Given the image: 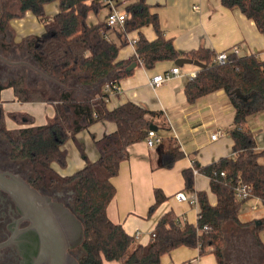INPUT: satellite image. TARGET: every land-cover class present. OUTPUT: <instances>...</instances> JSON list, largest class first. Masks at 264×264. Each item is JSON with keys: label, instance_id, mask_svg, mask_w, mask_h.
Masks as SVG:
<instances>
[{"label": "trees", "instance_id": "1", "mask_svg": "<svg viewBox=\"0 0 264 264\" xmlns=\"http://www.w3.org/2000/svg\"><path fill=\"white\" fill-rule=\"evenodd\" d=\"M52 1L55 0H0V35L4 41L10 35L16 43L9 22L24 16L26 11L42 22L41 36L27 35L17 43L42 72L63 87L56 95L47 77L37 79L34 84H29L21 74L0 80V91L12 87L19 101L55 102V113L46 123L27 127L9 128L0 107V138L7 143L8 159L26 171V181L32 187L69 190V205L83 223V240L76 248L78 264H103L104 260L160 264V257L178 246L198 247L200 252L208 249L216 264H229L226 258L229 239L245 229L253 236L264 264V244L257 233L264 220L256 226L252 221H241L243 200L236 199L233 189L240 180L250 186L251 196L264 202V150H257L253 133L245 126L250 115L264 111V60L254 54L239 56L229 51L226 61L216 64L212 61L213 52L207 48L180 53L172 38L164 36L150 4L146 0H127L124 30L118 34L151 24L156 37L148 40L139 32L135 45L137 57L120 61L117 55L122 43L107 36L109 28L105 22L87 23L88 13L98 14L104 6L99 0H56L58 11L48 16L44 5ZM220 3L238 9L264 33V0H220ZM180 55L206 64L184 85L188 102L223 89L233 104V127L229 131L232 155L205 166L193 164L194 169L209 178L210 190L216 196V202L210 204L205 191L196 192L199 211L195 224L179 221L173 211H166L157 220L150 241L140 244L106 213L115 193L110 178L117 174L120 161L127 158V146L146 136L158 112L132 101L109 110L105 106L107 92H101L98 87L114 84L128 75L130 70L126 68L132 62L140 60L146 68H152L158 61L175 60ZM77 85L90 89L93 95L75 96ZM235 89L247 96L246 102L236 98L232 93ZM9 115L17 124L31 122L20 112ZM100 119L113 121L116 129L94 141L98 158L87 161L70 175L56 173L51 163L65 165V152L61 148L64 141ZM182 156L177 142L170 141L160 153L159 165L169 168ZM182 174L185 188L192 190V169H184ZM154 197L150 210L165 199L158 188L154 189Z\"/></svg>", "mask_w": 264, "mask_h": 264}, {"label": "crops", "instance_id": "2", "mask_svg": "<svg viewBox=\"0 0 264 264\" xmlns=\"http://www.w3.org/2000/svg\"><path fill=\"white\" fill-rule=\"evenodd\" d=\"M146 2L150 4L151 10L157 13L164 36L172 38L180 53L199 47L207 48L213 52V60L216 53L236 48L235 53L239 56L254 54L264 60V33L257 29L253 20L236 8L223 6L220 0ZM44 10L52 16L58 11V2L55 0L46 3ZM9 25L16 42L27 35L41 36L44 33L42 22L30 11H26L22 17L11 19ZM118 31L116 28L108 29L107 36L122 43L117 55V60L120 61H127L135 54L136 48L130 40L137 38L139 32L148 40L156 37L151 24L127 32L126 36L119 35ZM175 65L179 67L178 73L172 74L158 86L150 84L153 75L169 72ZM28 67L32 68L30 65ZM197 70L198 67L192 63L179 66L174 60L158 61L152 68L135 62L130 73L114 83V89L107 91L105 106L109 110L132 101L150 111L158 112L152 120L157 132L162 135L161 141L153 147H148L143 138L128 145L127 158L120 161L117 174L110 178L115 193L106 213L111 221L121 224L128 234L133 235L138 231V237L135 239L137 243L146 244L150 241L157 220L166 211H173L179 221L195 224L199 211L198 202L195 204L178 200L174 195L176 192L181 191L189 195L205 191L208 202H216V196L210 190L209 178L194 169L193 164L205 166L232 155V138L229 131L233 127L234 107L223 89L208 92L195 101L188 102L184 85ZM29 77L28 75V83L34 84ZM47 80L49 87L57 95L63 87L56 80ZM98 88L101 92H106L105 84ZM74 91L77 97L93 95V91L81 85H77ZM0 107L9 128L42 125L55 113L54 101H19L15 98L12 87L0 91ZM18 112L27 115L31 122H14L9 114ZM158 125L163 127L159 128ZM245 126L253 133L257 150H264L260 148L264 143V111L250 115ZM115 129L116 124L106 119L91 123L67 138L61 145L65 152V165L60 166L53 161L51 167L60 176H65L81 169L87 161H95L99 152L94 141ZM215 131H219L221 135L212 140L210 134ZM170 141L177 142L183 156L171 167H161L160 153ZM189 168L193 173L192 190L185 188L182 174L184 169ZM155 188L162 191L165 199L150 210L155 201ZM243 202L251 210H256L259 203L264 205V202L255 196ZM263 207L259 213H255L246 221H252L255 226L261 223L264 220ZM257 233L264 244V224ZM226 258L229 264H262L261 253L253 236L246 229L230 237ZM103 264L121 262L104 260ZM160 264H216V260L208 249L200 252L198 247L178 246L163 254Z\"/></svg>", "mask_w": 264, "mask_h": 264}, {"label": "flooded vegetation", "instance_id": "3", "mask_svg": "<svg viewBox=\"0 0 264 264\" xmlns=\"http://www.w3.org/2000/svg\"><path fill=\"white\" fill-rule=\"evenodd\" d=\"M0 35V80L15 75H29L25 48L11 41V36L3 40ZM12 42V44H11ZM9 43V44H8ZM3 44L7 46H3ZM4 72V78L1 73ZM0 173L5 177L18 176L26 181V171L8 159L7 143L0 138ZM27 182V181H26ZM40 194L69 208L70 193L67 188L34 187ZM77 247L67 249L64 264H74ZM53 256V259L51 258ZM44 253L40 246V236L12 196L0 187V264H54V254Z\"/></svg>", "mask_w": 264, "mask_h": 264}, {"label": "water", "instance_id": "4", "mask_svg": "<svg viewBox=\"0 0 264 264\" xmlns=\"http://www.w3.org/2000/svg\"><path fill=\"white\" fill-rule=\"evenodd\" d=\"M174 63L179 66L192 63L198 68L206 66L198 59L185 56L176 58ZM134 65L135 62H132L126 69L130 70ZM31 67L48 79L55 80L42 72L35 64ZM232 93L242 102H246L247 96L238 89H235ZM150 128L157 129L154 124H151ZM0 187L12 196L21 211L30 220L33 228L37 230L42 251L49 253L50 257L54 254V264H64L67 249L79 246L83 240L81 217L71 207L70 209L66 208L62 204L52 201L50 197L40 194L21 177L14 175L5 177L0 173ZM51 258L53 259V256ZM74 262V264H78V260Z\"/></svg>", "mask_w": 264, "mask_h": 264}, {"label": "built area", "instance_id": "5", "mask_svg": "<svg viewBox=\"0 0 264 264\" xmlns=\"http://www.w3.org/2000/svg\"><path fill=\"white\" fill-rule=\"evenodd\" d=\"M106 8H107V15H106V19H105V24L109 29H118V30H124V21L126 19L127 13L124 9V5L127 3V0H99ZM106 35V34H105ZM127 35V32H124V36ZM130 43L135 46L136 45V38H132L130 40ZM232 52H236V48H232L231 50ZM229 51H222V52H218L214 55L213 57V63L216 64H221L224 63L227 59L228 53ZM135 57H137L136 55V50H135ZM139 63H141V61L139 60ZM179 72V67L178 66H173L169 72H165V73H159V74H155L150 78V84L152 86H158L160 84H162L165 80H167L172 74H176ZM115 86L113 84H109V83H105V91L107 92L108 90L114 89ZM107 99V98H106ZM219 135H221V133L219 131H215L213 133L210 134V138L212 140H214L215 138H217ZM162 139V135L159 134L157 132V130H153L151 128H149L146 136L144 137V141L146 143V145L148 147H153L155 144H157L158 142H160ZM257 148V146H256ZM261 149H264V143L262 145V147H260ZM234 195L236 197V199L238 200H245L249 197H251V189L250 186L247 184H244L243 182H241L240 180H237L236 183L234 184ZM175 198L178 200H182V201H190L191 203H197V195L195 192L187 195L184 192H176L175 194ZM204 229H207V227H204ZM138 231H135L133 233V237L136 239L138 237ZM153 235V233H152Z\"/></svg>", "mask_w": 264, "mask_h": 264}, {"label": "rangeland", "instance_id": "6", "mask_svg": "<svg viewBox=\"0 0 264 264\" xmlns=\"http://www.w3.org/2000/svg\"><path fill=\"white\" fill-rule=\"evenodd\" d=\"M6 6H7V4H6ZM46 15L49 16L48 13H46ZM106 15H107V8L105 6H103L102 9H100V11L98 12V14H95L93 12H89L88 13L87 23L89 25H92V24H95V23L100 22V21L105 22ZM20 40H19V42H20ZM22 58L25 59V62L28 63V65L34 66V62L32 61L31 58H27L26 56H23ZM28 72H29V76H30L29 79L32 82H36L37 79L39 80V78L43 77L39 72L35 71L32 68H30V70ZM4 75H5V73L2 72L1 73V77L4 78ZM26 78H27V82H28V76H26ZM4 80L5 79H2L1 81H4ZM262 206H264V205L262 203H259L258 204V208L256 210H251L250 208H247V206H246V204L244 202H242L240 213H239L240 220L241 221H246L248 218H251L255 213H259L261 208H262Z\"/></svg>", "mask_w": 264, "mask_h": 264}]
</instances>
